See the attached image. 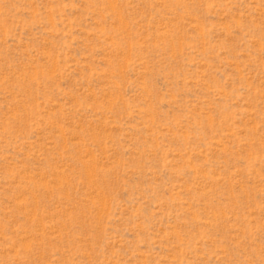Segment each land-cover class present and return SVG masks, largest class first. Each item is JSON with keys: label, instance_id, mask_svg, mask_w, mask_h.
I'll list each match as a JSON object with an SVG mask.
<instances>
[{"label": "rangeland", "instance_id": "1", "mask_svg": "<svg viewBox=\"0 0 264 264\" xmlns=\"http://www.w3.org/2000/svg\"><path fill=\"white\" fill-rule=\"evenodd\" d=\"M0 264H264V0H0Z\"/></svg>", "mask_w": 264, "mask_h": 264}]
</instances>
